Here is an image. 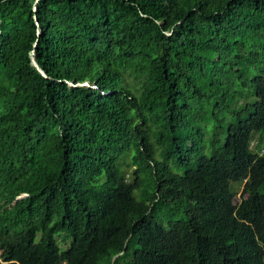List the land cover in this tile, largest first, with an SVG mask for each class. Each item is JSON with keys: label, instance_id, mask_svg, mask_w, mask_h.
I'll return each instance as SVG.
<instances>
[{"label": "trees", "instance_id": "trees-1", "mask_svg": "<svg viewBox=\"0 0 264 264\" xmlns=\"http://www.w3.org/2000/svg\"><path fill=\"white\" fill-rule=\"evenodd\" d=\"M122 251L264 264V0H0V264Z\"/></svg>", "mask_w": 264, "mask_h": 264}, {"label": "water", "instance_id": "water-1", "mask_svg": "<svg viewBox=\"0 0 264 264\" xmlns=\"http://www.w3.org/2000/svg\"><path fill=\"white\" fill-rule=\"evenodd\" d=\"M33 64L37 67V69L42 73V74H44V75H47L46 74V72L40 67V65L38 64V62H37V60H36V57H35V51H33ZM79 84H84V85H89V86H92L89 82H83V83H79ZM27 194H24V195H22V196H19L18 197V199L19 198H22V197H24V196H26ZM123 253V251L122 252H120V253H118V254H116L114 257H113V264H115V260H116V258L118 257V256H120L121 254Z\"/></svg>", "mask_w": 264, "mask_h": 264}, {"label": "rangeland", "instance_id": "rangeland-1", "mask_svg": "<svg viewBox=\"0 0 264 264\" xmlns=\"http://www.w3.org/2000/svg\"><path fill=\"white\" fill-rule=\"evenodd\" d=\"M242 198H243V196H242V191H240V192H239V195H238V197H237V203L240 204V203L242 202ZM58 238H59V240H60L61 245L64 246V247H66L67 244H66L65 241L62 240V237L59 236Z\"/></svg>", "mask_w": 264, "mask_h": 264}]
</instances>
